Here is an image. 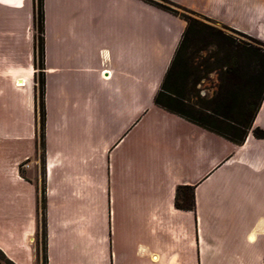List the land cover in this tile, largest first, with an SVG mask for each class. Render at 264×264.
Here are the masks:
<instances>
[{"label": "crops", "instance_id": "obj_1", "mask_svg": "<svg viewBox=\"0 0 264 264\" xmlns=\"http://www.w3.org/2000/svg\"><path fill=\"white\" fill-rule=\"evenodd\" d=\"M168 1L255 38L258 0ZM42 5L41 164L32 0H0L2 254L41 264L43 181L46 264H264V139L236 146L153 103L185 22L140 0Z\"/></svg>", "mask_w": 264, "mask_h": 264}, {"label": "trees", "instance_id": "obj_2", "mask_svg": "<svg viewBox=\"0 0 264 264\" xmlns=\"http://www.w3.org/2000/svg\"><path fill=\"white\" fill-rule=\"evenodd\" d=\"M140 1L178 17L186 24L154 97V105L236 146L244 142L249 132L256 139H264V130L252 128L264 99V41L239 33L249 42H233L223 33L232 29L192 10L168 0ZM33 2L35 3L34 66L39 70V75L35 78L36 108L39 116V148L43 150L45 121L42 78L43 0H33ZM199 43L212 45L223 53L221 59L223 63L217 67L218 82L209 98L198 97L195 86L203 80V77L200 76V67L192 66L189 60ZM42 162L41 159V164ZM174 207L181 211H194L193 187L179 186L175 189ZM44 210L45 195L42 181L38 201V213L41 214V264H46ZM0 264L13 263L0 251Z\"/></svg>", "mask_w": 264, "mask_h": 264}, {"label": "rangeland", "instance_id": "obj_3", "mask_svg": "<svg viewBox=\"0 0 264 264\" xmlns=\"http://www.w3.org/2000/svg\"><path fill=\"white\" fill-rule=\"evenodd\" d=\"M34 6L35 3L32 0V9L34 17ZM254 18L249 21V28L256 39H262L264 35V0H258L257 9H255ZM181 13V12H180ZM216 27L220 28L219 25ZM33 28H34V18H33ZM35 33V32H34ZM223 33L228 36L233 42H249L245 37L239 34L237 31H223ZM223 53L216 49L212 45L199 43L194 48V52L191 54L189 60L190 64L194 67H200V76L203 80L195 86V90L198 92V97L209 98L215 91L218 79L217 67L221 65ZM35 62V61H34ZM35 64V63H34ZM35 67V66H34ZM202 70H205L202 71ZM202 71V72H201ZM204 72V73H203ZM39 75V70L35 67V78ZM21 86V85H17ZM264 107V106H263ZM263 110H260L257 121L262 118ZM38 142L39 132H38ZM39 158L42 159V150L39 151ZM38 248L41 255V214L39 213V229L37 236Z\"/></svg>", "mask_w": 264, "mask_h": 264}]
</instances>
